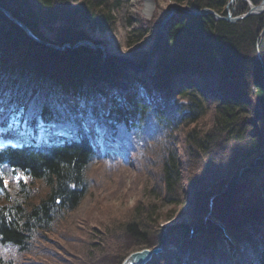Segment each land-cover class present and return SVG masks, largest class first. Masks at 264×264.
<instances>
[{
  "label": "trees",
  "instance_id": "16d2710c",
  "mask_svg": "<svg viewBox=\"0 0 264 264\" xmlns=\"http://www.w3.org/2000/svg\"><path fill=\"white\" fill-rule=\"evenodd\" d=\"M171 1L226 15L230 0ZM0 6L39 38L72 46L91 40L86 26L113 31L120 2L0 0ZM235 8L241 15L249 5L237 0ZM159 17L150 22L152 28ZM263 29L264 14L236 23L177 14L155 48L156 68L147 80L103 58L101 50L86 45L57 50L38 43L0 11V128L19 117L16 133L24 138L0 140V264H38L35 258L45 255L50 260L54 252L46 245H52L47 234L56 226L62 229L55 230L64 243L60 253L68 256L60 262H80L66 249H74L75 242L62 222L89 194L90 170L100 160L93 129L105 130L106 162H143L144 154L156 163V186L163 189L167 208L156 199L138 200L120 222L119 211L98 200L100 213L79 226L85 240L75 250L83 244L92 248L91 254L85 251L88 257L103 253L110 238V255L119 264L132 251L161 245L162 222L188 216L195 228L169 226L175 251L149 264H264ZM179 74L194 75L199 84L184 87L176 97L171 80ZM209 77L216 86L201 83ZM209 109L212 124L203 129ZM258 157L239 183L213 199ZM152 192L159 197L155 188ZM119 233L127 235V245ZM108 258L99 254V262L91 257V264H113L105 262Z\"/></svg>",
  "mask_w": 264,
  "mask_h": 264
},
{
  "label": "rangeland",
  "instance_id": "374dc122",
  "mask_svg": "<svg viewBox=\"0 0 264 264\" xmlns=\"http://www.w3.org/2000/svg\"><path fill=\"white\" fill-rule=\"evenodd\" d=\"M119 2L120 8L116 12V25L113 31L102 32L100 30H91L87 26L84 28V30L85 32L90 34L93 40L101 42V45L104 46L105 55H115L127 59L130 62L129 65H123L122 63L121 64L129 72L135 70L136 72L138 71L140 73H145L147 67H150L149 63H151L150 59L149 62L147 60L148 48L157 35L159 25L164 19L166 11L170 7L169 5H172L174 2L171 0H160L159 2H156L155 0H119ZM159 16H161L160 22L156 27L152 28L150 22L154 19H158ZM173 18L169 21V23L173 20ZM44 29L45 35L47 37H51V33H49V30H47L46 28ZM141 33L142 35H144L140 39L138 36ZM152 57H154V59L156 58L155 55L151 56V59ZM153 64L152 68L154 67ZM137 68L143 70L140 71ZM152 68L150 69L152 70ZM203 85L206 88H212L217 85V82L214 78L209 77L206 81H203ZM180 90H182V88ZM180 90L176 92V97L180 96L182 92ZM140 95L144 98V102L148 101V93L145 90H140ZM212 114L213 109H209L207 116L200 123L201 128L207 129L209 126H211ZM142 133L146 138H149L148 133ZM98 134L99 136H102V131H99ZM180 138H183V135L180 134ZM96 139L98 140L100 146L99 149L102 150V147L104 145L103 140L101 139V137H96ZM183 142L184 141L182 140L179 142V147L181 149L184 147ZM143 160V162H138L134 158H131L130 163H128L127 165H123L118 164L114 161L106 162L104 158H101L96 164L92 165V168L90 170L92 184L88 196L75 211L70 212L66 216V222H62V228L66 231H69L73 235L75 245H77L78 242L84 243L85 240V237L80 235V233H83L84 231L82 229H78L79 226L82 225V222L90 215L96 217L100 213V205H97L98 200H100L99 202L102 201L103 203L107 204L110 208H115V212L119 211L117 219L120 222L124 220L126 221L128 219V216H126V214L130 213L128 212V210H131V208L137 203L138 200L152 201L153 199H156L157 201L161 202L165 208H167V205L165 204L163 198L164 191L161 187L160 189L156 186V184L159 183L155 172L156 163L149 157H145L144 154ZM145 161H147L148 163H145ZM137 168L139 170L142 169V171H138ZM154 188L157 190L159 197L155 196L152 192ZM188 220V216H185L184 218L179 216L173 220L164 221L161 223V225H164V227L167 228L168 236L170 235V228H168L169 226H173L174 224L178 225L180 223L190 224ZM75 228L76 230L74 231ZM56 229L57 231L62 230L59 229L58 226H56ZM55 230H53L54 233L47 234L51 238H48V240H46L49 243H52V245H46L51 246L50 248L53 250L54 256L51 257L50 260L48 255L37 256L35 258V261L38 262V264H62V262H60V258L68 259V256H66L64 252L60 253V249L63 248L64 243L63 240H60V238L57 236ZM58 233H60V231ZM117 237L121 239V241L124 243V246L128 244L129 239L126 234L119 233ZM55 240H58V242L56 243ZM75 245L73 247L74 249H72L70 246H66V249L70 251L69 254L79 256L80 262L75 263L76 261L69 259L68 263L65 264H91V257L93 259V262H99V254L101 255V257H103L104 254L109 257L108 259H105V262L118 264L115 257L110 255L112 254L110 252V248L112 245V241L110 238L104 242L103 253L100 252L94 256L89 255L90 257L85 254V251L91 254L92 248L89 249L90 247H88L89 250H87L82 244V247H80L79 250H75ZM119 252L121 253L122 250L120 249ZM121 262L119 264H121Z\"/></svg>",
  "mask_w": 264,
  "mask_h": 264
},
{
  "label": "water",
  "instance_id": "95a60500",
  "mask_svg": "<svg viewBox=\"0 0 264 264\" xmlns=\"http://www.w3.org/2000/svg\"><path fill=\"white\" fill-rule=\"evenodd\" d=\"M236 0H231L227 6V15L223 16L221 14H219L218 12H216L213 9L210 8H202V9H198V10H192L189 8H186L184 6H181L179 4H175L172 6L171 8V12L162 20L161 24L159 25L158 28V32L157 35L155 37V39L153 40V42L151 43V45L148 48V52H147V57H148V62L149 59L150 61L151 56L153 55L154 49L156 48V46L158 45L161 37L163 36L164 30L167 26V24L169 23V21L171 20V18L175 15V12L178 11L180 13H184L186 15H192V16H200V15H213L215 17V19L217 20H225V21H229V22H237L241 19H244L246 17H249L250 15L253 14H261L264 13V0H262L258 5H251L250 9L243 15L241 16H233L232 11L230 10V6L235 2ZM0 11L8 18L10 19L12 22H14L15 24H17L18 26H20L27 35H29L33 40H35L38 43H41L45 46H49L51 48H55L57 50H65L67 48H77L79 46H83L86 45L89 48L93 49V50H101V52L104 53V46L101 45V42H98L96 40H93L91 38L90 39H83L80 40L78 42H76L74 45H70L69 43H64L62 45H57L55 43L52 42H47L41 38H39L37 35L34 34V32L31 30V28H29V26H27V24H25L24 22H22L21 20H19L18 18H16L9 10H7L4 7L0 6ZM105 54V53H104ZM110 57H113L114 59H116L119 63L122 64H130V62L127 59L115 56V55H110ZM258 157L255 160L254 166L252 168H255L257 166V163L259 161ZM251 167H244L240 173L239 176L234 179L231 180L227 183L225 190L220 193L217 194L216 196L213 197V199L219 195H222L223 193L227 192L229 187L233 184V183H239L241 178H242V171L246 170V169H252ZM212 207H213V203H211V211H212ZM211 214V212H209V215ZM215 224H219L218 222H215ZM222 228L226 231V229L222 226ZM162 248L163 247H155V248H142L140 250H136L133 251L131 253H129L121 262V264H148L155 255H158L159 253L162 252Z\"/></svg>",
  "mask_w": 264,
  "mask_h": 264
},
{
  "label": "bare ground",
  "instance_id": "6f19581e",
  "mask_svg": "<svg viewBox=\"0 0 264 264\" xmlns=\"http://www.w3.org/2000/svg\"><path fill=\"white\" fill-rule=\"evenodd\" d=\"M152 62L150 63V68H152ZM154 70V71H153ZM151 72H155V68L153 67L152 70L150 69ZM138 72V71H137ZM135 70L132 72L130 71V75L131 74H138L139 76L141 77H147V80L150 78L149 75H145V74H142L140 72L137 73ZM147 72V70L145 71ZM200 80V79H199ZM196 83H199L197 80H196V77L194 75H190L189 74H179L178 76H175L174 77V81L171 80V85L176 88V91L180 90L181 88L184 89V87H187L189 86V84H195ZM203 84V82H201ZM182 85V86H181ZM202 86V85H201ZM203 87V86H202ZM21 138V137H20ZM23 139V138H22ZM213 209V207H212ZM165 238L168 239V243L166 246H164L162 248V252L159 253L158 255L160 257L162 256H166V255H169L171 252H174L175 251V248H176V244L175 242H173V237L172 235H165Z\"/></svg>",
  "mask_w": 264,
  "mask_h": 264
},
{
  "label": "snow or ice",
  "instance_id": "6c2138e0",
  "mask_svg": "<svg viewBox=\"0 0 264 264\" xmlns=\"http://www.w3.org/2000/svg\"><path fill=\"white\" fill-rule=\"evenodd\" d=\"M2 112H3V109H0V114H2ZM2 131H4V129L0 128V132H2Z\"/></svg>",
  "mask_w": 264,
  "mask_h": 264
}]
</instances>
